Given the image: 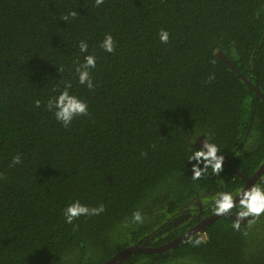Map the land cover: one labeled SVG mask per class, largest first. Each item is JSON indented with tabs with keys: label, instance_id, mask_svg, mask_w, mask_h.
<instances>
[{
	"label": "trees",
	"instance_id": "obj_1",
	"mask_svg": "<svg viewBox=\"0 0 264 264\" xmlns=\"http://www.w3.org/2000/svg\"><path fill=\"white\" fill-rule=\"evenodd\" d=\"M81 40L92 90L74 72ZM240 75L264 95V0H0V264H103L192 228L197 194L211 214L207 192L244 182L224 164L193 179L187 149L215 143L247 177L264 161V101ZM67 82L88 114L64 127L46 104ZM73 200L104 211L65 223ZM254 216H221L204 238L121 264H264Z\"/></svg>",
	"mask_w": 264,
	"mask_h": 264
},
{
	"label": "clouds",
	"instance_id": "obj_2",
	"mask_svg": "<svg viewBox=\"0 0 264 264\" xmlns=\"http://www.w3.org/2000/svg\"><path fill=\"white\" fill-rule=\"evenodd\" d=\"M95 3L99 5L103 3V0H95ZM71 15H75V13H72ZM65 19H67V17H65ZM159 39L161 42L166 43L168 40V33L165 30H161L159 32ZM100 47L105 52L111 53L113 51L114 41L110 34H105L103 40L100 42ZM78 48L79 52L83 55V59L74 66L77 83L92 90L95 85L90 75V71L96 66V57L88 53V44L86 41H79ZM61 70L63 69L61 68ZM70 88L71 83H65L64 88L59 91L55 97L50 98L46 104L47 109L53 113L55 120L64 127H68L75 117L88 114L87 103L71 93L69 91ZM35 103L39 106L40 101H36ZM187 151L190 153L187 157L188 162L193 160L196 162L191 165L193 179L200 178L202 174L208 171V169H211L214 174H218L222 171L224 158L222 155L217 154L218 147L215 143L204 142L202 146H198L194 149H187ZM20 159L21 157L19 153L12 156L10 166L19 164ZM237 197L238 199H236ZM234 208L237 209L236 215L240 219L252 215H259L261 212H264V177H261L259 183H254L250 187H237L234 191H217L211 197V210L214 214H224ZM103 211V204L89 207L82 204L79 200H73L63 208L62 215L65 223L71 224L73 220L79 216H94ZM191 212L196 211L191 210ZM132 220L137 223L142 222L141 213L139 211H134L132 213ZM233 227L239 228V223H236ZM187 229L189 230V228ZM203 232L195 235L204 238L205 236H203ZM200 243L201 240L199 239L193 241V244L195 245Z\"/></svg>",
	"mask_w": 264,
	"mask_h": 264
},
{
	"label": "water",
	"instance_id": "obj_3",
	"mask_svg": "<svg viewBox=\"0 0 264 264\" xmlns=\"http://www.w3.org/2000/svg\"><path fill=\"white\" fill-rule=\"evenodd\" d=\"M217 56L221 60L226 62L231 69L236 71V69L230 64V62L227 60V58L224 54L218 53ZM240 77L244 82H246L253 89V91L255 92V96L260 97L264 101V95L258 90V87L252 86V84L249 81H247L243 76L240 75ZM204 142H207V141H205L203 138H198L196 140V145L202 146ZM223 164L226 165L228 168H230L237 176H239L243 180V182H244L243 187H246V188L250 187L252 184H254L258 180H260V178L264 174V161L258 167V169L249 177L245 176L238 169H236L234 166H232L230 163H228L225 158L223 159ZM236 199H238V197ZM224 214H227V212ZM224 214H216L215 213L208 219L207 222L210 224L214 220H216L217 218H219L220 216H222ZM228 216H230L232 218V220H234L236 222H240V223H244V221L246 219V218L240 219L236 215L234 216V215L228 214ZM199 225H198V227H199ZM198 232H199V229L194 227L192 229H189L186 233L181 234L180 236H178L174 240L169 241L168 243H165V244L157 246V247H145V246H139L138 244L128 246V247L124 248L123 250H121L120 252H118L117 254H115L112 258H110L109 260H107L103 264H121L124 261L128 260L131 256L137 255V254H158V255H161L164 252H166L167 250L175 249L182 242H184L185 240L194 236Z\"/></svg>",
	"mask_w": 264,
	"mask_h": 264
},
{
	"label": "flooded vegetation",
	"instance_id": "obj_4",
	"mask_svg": "<svg viewBox=\"0 0 264 264\" xmlns=\"http://www.w3.org/2000/svg\"><path fill=\"white\" fill-rule=\"evenodd\" d=\"M243 186H244V183H243L242 187ZM207 193H208L207 197H210V198L215 194L214 192H207ZM203 196H204V194H202V195H198L197 194L196 197L194 198L195 202L193 200L191 202L192 205H197L196 209H194L196 211L194 216H193V212H191V209H186L185 212H184L185 218H190L191 221L193 222L191 227L192 228L195 227V228L199 229L198 233L207 230L206 229L207 226L210 225L207 221L214 214V212H212V214H210V215H204L205 214V208L202 206L201 200H200ZM188 206H190V205H182L181 207H188ZM236 211H237V209H236ZM236 211L234 209H232L229 212H227V214H224V216L229 217V218H230V216H228V214L235 216L236 215ZM193 219L194 220L197 219V221H193ZM198 225H199V227H198ZM158 232H161V231L159 230Z\"/></svg>",
	"mask_w": 264,
	"mask_h": 264
}]
</instances>
